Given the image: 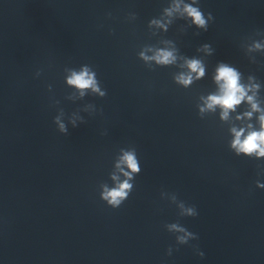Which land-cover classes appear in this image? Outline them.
I'll return each mask as SVG.
<instances>
[{
  "label": "water",
  "instance_id": "obj_1",
  "mask_svg": "<svg viewBox=\"0 0 264 264\" xmlns=\"http://www.w3.org/2000/svg\"><path fill=\"white\" fill-rule=\"evenodd\" d=\"M173 3L0 0V264H264V157L231 147V129L259 130L264 113V49L249 50L264 43V0H198L214 17L207 31L167 15ZM160 49L175 62L140 56ZM191 59L204 75L184 86ZM221 63L259 85L248 95L261 112L245 117L247 100L227 119L219 106L200 111L219 94ZM86 64L103 98L67 84ZM132 149L141 171L113 209L103 186L125 179ZM172 223L198 239L178 245Z\"/></svg>",
  "mask_w": 264,
  "mask_h": 264
},
{
  "label": "clouds",
  "instance_id": "obj_2",
  "mask_svg": "<svg viewBox=\"0 0 264 264\" xmlns=\"http://www.w3.org/2000/svg\"><path fill=\"white\" fill-rule=\"evenodd\" d=\"M182 6V7H181ZM181 12L182 16L186 18H191L193 24L198 28L207 31L209 21H213L214 17L209 12L207 16L201 11L198 6V0H191L189 3H185L184 0H174L172 7L166 9L167 15L172 16L174 12ZM152 23H159L158 21H152ZM259 34V33H258ZM204 50L211 54L212 49L210 45H203ZM264 49V43L259 41H254L250 47L251 50ZM140 56L145 61H155L161 65L172 64L176 60V56L173 51L160 49L157 50L155 55L146 56L143 52ZM186 66L189 69L187 74H180L176 77V81L184 86H188L193 81L192 73L197 74V78L204 75V67L200 60L191 59L186 60ZM70 75L67 77V84L77 89L81 97L87 94V90H91L92 93L96 94L98 97L103 98L106 95V90H102L100 81L97 79L96 72L90 65H84L79 71L69 70ZM38 75V73H37ZM253 77H249L251 81ZM215 81L219 85V94L209 95L204 106L201 107L200 111L203 112L206 109L214 110L216 106H219L223 111L221 113L222 119H227L229 111H235L236 107L240 105L243 101L251 105L252 111L245 112L243 115L249 119L252 117L253 112H261L258 102L255 100L254 95H248L249 91H253L258 88L257 84L245 85L241 83V73L234 67H231L225 63H221L215 75ZM49 87H51L49 85ZM241 117H237L240 119ZM259 130H255L252 124L248 125L247 134H245V129L240 128L239 130L235 127L231 129L234 135V139L231 143V147L235 149L237 155L244 154L246 156H252L255 154L256 157H264V113L259 116ZM54 122L58 125L59 131L61 133L67 134L68 129L64 123L60 121L57 116L54 118ZM73 125L75 126L74 122ZM123 155L121 157V163L126 164L130 171H124L120 168V164H117V168L123 172L125 179L122 182L116 184L115 187L109 189L106 185L103 186V192L101 193V199L107 202V205L113 209L119 208L123 202L129 197L130 193L133 191V184L130 183L134 179V174L141 171L140 165L137 160L135 149L132 150H122ZM113 180L118 178L114 175ZM258 187H264L257 182ZM177 196L173 195V200H176ZM179 207L182 209V215L189 217H196L198 212L194 205L187 206L185 202L180 201ZM169 232L177 233L175 239L178 245L188 244L191 240L198 239V236L188 231L184 226L177 223L168 224L165 226ZM172 248L168 249V255H171ZM197 254L200 257L204 256V253L197 249Z\"/></svg>",
  "mask_w": 264,
  "mask_h": 264
}]
</instances>
